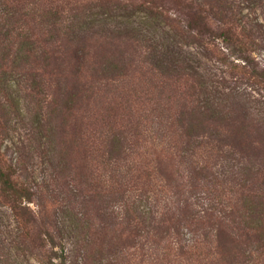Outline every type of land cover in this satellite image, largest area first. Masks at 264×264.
<instances>
[{
  "label": "trees",
  "instance_id": "16d2710c",
  "mask_svg": "<svg viewBox=\"0 0 264 264\" xmlns=\"http://www.w3.org/2000/svg\"><path fill=\"white\" fill-rule=\"evenodd\" d=\"M100 1L95 12L82 18L72 30V36L79 38L71 54L74 91L64 90L65 94L60 95L65 99L54 105L49 116H37L34 124L40 135L38 143L42 155L52 168L53 189L44 185L45 189L35 190L29 176L22 178L0 146V208H6L17 224L14 239L1 248L0 264H22L23 252L33 255L41 247L43 249V236L52 237L49 236L50 227L63 239L72 241L69 255L73 262H68L63 249L60 256L54 253L49 258L45 255L49 264H77L79 258L82 264H264V154L261 150L264 142L257 141L250 155L238 152L243 165L238 171H232V178L226 174L218 176L213 162L221 150L215 143L221 145L224 132H240L243 138L259 133L264 140V118L255 117L249 102L223 79L215 81L216 76L204 63L212 58L209 50L222 45L230 57L242 59L245 67L251 66L252 33L246 34L233 18L234 8L228 4L229 0ZM137 15H142L140 22L131 21ZM115 16L122 20L113 26L119 31L114 32L115 39L135 40L137 37L139 43L151 45L146 49L141 46L147 57L133 78L137 82H131L129 89L132 95L128 98H135L134 103L124 98L115 107H108V114L93 113L89 119L93 117L94 121L105 123L110 131L108 139L95 151L92 143L89 149L90 156L104 165V173L108 171L109 191L105 190L104 202L101 197L98 201L102 206L95 211L93 206L98 193L92 187L86 191L81 186V193L75 197L62 196L67 186L64 180L67 173L70 174L67 166L75 146L73 140L66 141L65 131H76L91 113V110L81 113L87 89L82 82L86 77L82 64L88 56L84 51L87 33L82 27L104 28ZM141 28L147 29V34ZM241 37L249 42L242 41ZM36 50L33 42L26 39L20 44L13 65L19 59L39 61ZM41 55L48 59V55ZM123 57L116 58L112 54L106 58L108 61L103 60L98 68L95 64L91 70L108 73L114 79L125 78L127 58ZM4 61L0 63V92L6 95L4 90L9 88L8 75L12 72L6 69ZM219 61L223 64L227 60ZM230 67L231 72L234 69L232 75H246L243 70H237L239 66ZM251 77L258 76L253 73ZM257 85H264V82ZM31 92L39 94L36 88H31ZM10 97L7 93L8 101ZM11 104L16 112L17 103ZM125 104L127 109L134 105L132 108L138 110L148 132L151 128L155 130L147 133L154 134L152 144L149 138L142 139L139 130L130 136V132L127 134L123 130L121 125L126 124L117 117ZM94 121L90 124L94 125ZM128 125L132 126L133 122L129 121ZM131 140L132 145L129 144ZM199 140L203 142H197ZM227 146L236 151L235 145ZM260 157L263 161L254 164ZM73 171L79 176V170L72 168ZM202 174V183L208 186L202 191L211 202L202 220L188 205L183 209L165 206L162 210L147 212L142 207L144 201H131L129 197L130 192L138 190L143 195H151L157 202H161L162 194L167 200L172 199L179 185L181 190L200 185L198 176ZM174 177L179 184H175ZM160 181L165 184L161 191L155 189ZM36 203L39 212L30 208ZM46 204L55 208L56 220L45 215ZM90 212H96L99 224ZM209 224L214 233L206 232ZM185 230L192 234L191 239L185 238ZM51 246L54 248L56 244ZM133 250L136 253L132 254ZM144 251H149L150 260L143 256Z\"/></svg>",
  "mask_w": 264,
  "mask_h": 264
},
{
  "label": "rangeland",
  "instance_id": "374dc122",
  "mask_svg": "<svg viewBox=\"0 0 264 264\" xmlns=\"http://www.w3.org/2000/svg\"><path fill=\"white\" fill-rule=\"evenodd\" d=\"M100 2V0H0V63L4 59L6 66L9 68L6 69L12 72L8 75L7 84L9 88L6 89L4 87L6 95L7 93L11 95L10 101L7 100L5 94L0 92V146L6 159L18 169L22 178L25 175L29 176L35 190L45 189L44 185L50 186L49 190L53 189L52 168L45 161L38 143L40 135L37 132V125H34L36 117L49 116L54 105L57 106V103L59 105L65 99L62 96L65 94L64 90L74 91L72 75L74 60L71 54L77 48L79 38L72 36V30L74 31L77 28L76 25L79 24L78 22L82 18L94 13L95 6L99 5ZM228 4L234 8L235 15L233 18L237 20L240 27L244 28L243 30L246 34L252 33V43L250 45L252 52L249 55L252 64L245 67L246 62L242 59L238 60L235 57H230L229 52L222 48V45H219V49H210L209 52H211L210 55H212L213 59L210 58V62H206V60L204 63L207 70L211 73L213 72L216 76L215 81L221 82L223 79L228 87L238 91L241 97L249 102L251 113L255 117L264 118V85H257L258 82H264V0H229ZM141 16L137 15L131 21L139 23ZM120 22H122L120 17L115 16L114 19L109 21L107 27L93 26L92 29L82 27L83 30H86L84 31L85 34L87 33L84 51L88 56L84 58L85 60L82 64L84 67L83 73L86 76L82 82L86 84L85 87L87 89L84 93V110L81 113L86 114V110H91V113L88 117L85 116L86 119L78 125L76 131H65L66 141L73 140L75 146L71 151V161H69L67 166L70 174L67 173L68 176L65 180L63 179L67 182V186L62 196L67 199L70 196L75 197L80 192L81 186L86 191L89 187H92L98 193L96 203L95 205L93 204L95 211L102 206L98 200L103 197L104 202L105 190L109 191L106 177L108 171L104 173L102 167L104 165H101V161L98 162L95 157L90 156L89 149L92 143V149L95 151L97 147L108 139L110 131L105 123L94 121L93 117L91 120L89 119L93 113L108 114V107H115L124 98H127L129 103H134L135 98H128L132 95L129 89L131 88V82H137L133 78L136 76L138 68L144 65L142 62L147 57L141 46L146 49L151 45L149 42L143 43L141 41L139 43L136 41L137 37L135 40L126 38L115 39L114 36L116 35H114V32L119 31L113 26ZM238 30L240 32V29ZM146 31L147 29L143 30V33L147 34ZM121 32L125 31L122 30ZM139 38L144 39V36H139ZM241 38L242 41L249 42L243 37ZM26 39L33 42L34 49H37L40 59L37 62L33 59H28L27 62L19 59L13 65L20 44L25 42ZM42 53L48 55L47 60L41 55ZM112 54L116 58L120 57L121 59L124 58L123 55L126 56L127 71L125 78L114 79L108 73L99 71L95 73L91 70L95 64L98 68L103 60L108 61L106 58H110ZM222 58L227 60L226 63L222 64L219 61ZM230 65L239 66L237 70H243L246 75L244 77L237 74L232 75L234 69L231 72ZM253 73L258 77H251ZM31 88H36L39 94L32 93ZM125 92L126 95L124 96ZM14 101L17 103L16 112H14L11 104ZM126 106L128 105H123L124 108L121 109L118 108L120 111L117 118L126 124L121 125L123 130L127 131V134L130 132L129 136L139 130L138 134L142 136V139H145V137L146 139L149 138L148 142L152 144L154 134L151 133L155 130L151 128V131L149 130L151 133L147 134L149 133L147 126L140 119L138 110L132 108L134 105H131L132 107L129 109ZM146 108L149 109L150 107L146 106ZM90 121H94V125L90 124ZM129 121L133 122L132 126L128 125ZM113 122L115 121L113 120ZM111 126L114 127V123H111ZM221 136L223 138L221 145L220 143H215V146H220L221 148L217 158L213 161L216 164L215 172L218 176L226 174V177L232 178V171H238L243 165V160L240 159L238 152L250 155L251 150L257 146L256 142H264V140L260 137L262 134L259 135V133L244 135L245 138H243L240 132L236 133L233 130L224 132ZM155 141L159 142V140ZM197 142L203 141L199 140ZM140 143L143 145V141ZM129 144L132 145L133 141L131 140ZM227 145H235L236 151ZM261 150L264 154V148L261 147ZM262 161L263 158L260 157L255 160L254 164H259ZM23 168H27V170H23ZM72 168L79 170V176L75 175L74 171L72 173ZM207 176L210 177L209 174ZM198 178L200 185H195V182H193L195 186L186 187L183 190L180 189L179 185L175 191L176 195L172 199L169 198L167 200L166 196L162 194L159 197L161 202H157L156 199H152L151 195H143L138 190L130 192L129 197L131 201H144L142 202V207L147 212L150 209L162 210L165 206L183 209L185 205H188L189 210L195 212L197 217L200 216V220H202L206 216V210L211 206V202L202 191V189L208 188L202 183L203 174L199 175ZM177 180L178 178L174 177L176 185L179 184ZM162 188L165 189V184L160 181L155 189L161 191L163 190ZM234 189L237 191L236 187ZM235 196L237 197V194ZM212 204L214 206L215 202H212ZM30 208L39 212L37 203L31 204ZM54 211L55 208L46 204L45 215L47 217L52 219ZM90 214L96 224H99L100 221L96 216V212H90ZM208 221L210 223V220ZM212 222L216 224L215 220ZM212 231L214 233V228L209 224V227H206V232L211 233ZM184 232L187 240L192 238L191 233L187 230ZM16 233L17 224L12 220L11 214L6 208H0V250L3 248L4 243L8 245V242L14 239ZM42 234L44 235V233ZM49 236L52 237L46 238L43 236V240H45L43 249L41 247L33 255L23 252L20 256L22 264H49V258L54 253L60 256L63 249L65 257L68 256L69 258L68 262H73L71 254L69 255L72 241L68 238L63 239L51 227ZM52 243H55L56 247L53 248L51 246ZM0 253H3L2 250ZM131 253L134 254L136 252L133 250ZM147 254L149 255V251H144L143 256L150 260V255L147 257ZM45 255L49 258L45 257ZM77 264H82V258L77 260Z\"/></svg>",
  "mask_w": 264,
  "mask_h": 264
}]
</instances>
